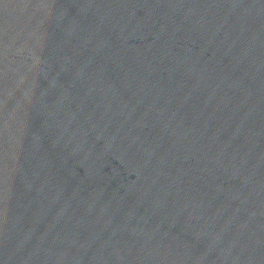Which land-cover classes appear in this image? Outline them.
<instances>
[{
	"label": "water",
	"instance_id": "obj_1",
	"mask_svg": "<svg viewBox=\"0 0 264 264\" xmlns=\"http://www.w3.org/2000/svg\"><path fill=\"white\" fill-rule=\"evenodd\" d=\"M0 264H264V0H0Z\"/></svg>",
	"mask_w": 264,
	"mask_h": 264
}]
</instances>
